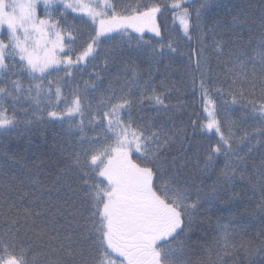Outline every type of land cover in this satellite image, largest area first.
Here are the masks:
<instances>
[{
    "label": "snow or ice",
    "instance_id": "6c2138e0",
    "mask_svg": "<svg viewBox=\"0 0 264 264\" xmlns=\"http://www.w3.org/2000/svg\"><path fill=\"white\" fill-rule=\"evenodd\" d=\"M224 257L264 264V0H0V264Z\"/></svg>",
    "mask_w": 264,
    "mask_h": 264
},
{
    "label": "trees",
    "instance_id": "16d2710c",
    "mask_svg": "<svg viewBox=\"0 0 264 264\" xmlns=\"http://www.w3.org/2000/svg\"><path fill=\"white\" fill-rule=\"evenodd\" d=\"M166 2H167V0H161V3H166ZM157 22L160 23L162 25V27H164L165 29L171 30V31H176L180 27L178 21H174L170 13H166L164 17L158 18ZM151 35H152L151 33H145L146 37H150ZM105 47H107V45H101L102 49ZM101 66H102V64H101ZM87 78H88L87 75H85L84 79H87ZM106 86L107 85L105 84V87ZM181 98L186 103H189V104L192 103L190 96L185 95V96H182ZM178 102L179 101H177V99H176V94L173 93L172 103L176 104ZM189 111H191V109H189ZM139 115L147 118L150 115V110H146L145 112H142ZM229 115L231 116L232 119H237V117L242 115V112L236 111L234 114L232 112H229ZM185 119H187V117H185ZM49 139H51L50 135H49ZM32 140H33V145L29 146L26 143V140L24 138H20V139L13 138L11 141V146H12V148L18 150L21 153H23L24 150L26 148H29V147H31L32 150L36 151V152H39V151H41V149L46 147V145L43 144V141H42L40 134L34 135L32 137ZM36 145H39V147H36ZM28 154H30V153H28ZM219 219H220L221 223L226 224L230 228L236 230L235 239L238 241L241 239L252 240V239L257 238V236L259 235V232H260L259 220L254 219V218H250L249 213H245L243 211V209H241V214L238 217H233V216L229 215L227 212H224V213L219 215ZM216 222H217L216 218H214L212 221V226L208 227L209 242H211V237H212V235H214L213 229L215 227ZM242 224L248 226V231L246 233L242 231V228H241ZM224 259L228 261V264H233L232 257H224ZM237 264H241V261L238 260Z\"/></svg>",
    "mask_w": 264,
    "mask_h": 264
}]
</instances>
